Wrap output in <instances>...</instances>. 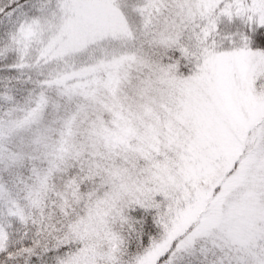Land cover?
<instances>
[{
    "label": "snow or ice",
    "instance_id": "obj_1",
    "mask_svg": "<svg viewBox=\"0 0 264 264\" xmlns=\"http://www.w3.org/2000/svg\"><path fill=\"white\" fill-rule=\"evenodd\" d=\"M0 264H264V0H0Z\"/></svg>",
    "mask_w": 264,
    "mask_h": 264
}]
</instances>
